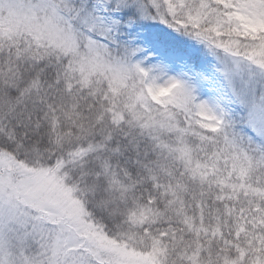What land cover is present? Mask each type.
Returning a JSON list of instances; mask_svg holds the SVG:
<instances>
[{
    "label": "snow or ice",
    "instance_id": "snow-or-ice-1",
    "mask_svg": "<svg viewBox=\"0 0 264 264\" xmlns=\"http://www.w3.org/2000/svg\"><path fill=\"white\" fill-rule=\"evenodd\" d=\"M0 264H264V0H0Z\"/></svg>",
    "mask_w": 264,
    "mask_h": 264
},
{
    "label": "rangeland",
    "instance_id": "rangeland-1",
    "mask_svg": "<svg viewBox=\"0 0 264 264\" xmlns=\"http://www.w3.org/2000/svg\"><path fill=\"white\" fill-rule=\"evenodd\" d=\"M191 43L195 44L194 41H191ZM200 47V45H196ZM156 78V82L159 84H165L169 79L176 78V79H182L184 82H187V78L191 76L190 72L180 74L175 72H167V73H156L154 74Z\"/></svg>",
    "mask_w": 264,
    "mask_h": 264
},
{
    "label": "trees",
    "instance_id": "trees-1",
    "mask_svg": "<svg viewBox=\"0 0 264 264\" xmlns=\"http://www.w3.org/2000/svg\"><path fill=\"white\" fill-rule=\"evenodd\" d=\"M196 47H198V46H196ZM201 47V46H200Z\"/></svg>",
    "mask_w": 264,
    "mask_h": 264
}]
</instances>
